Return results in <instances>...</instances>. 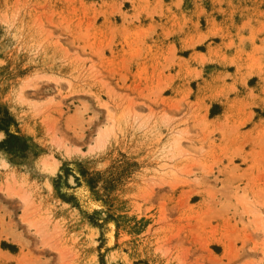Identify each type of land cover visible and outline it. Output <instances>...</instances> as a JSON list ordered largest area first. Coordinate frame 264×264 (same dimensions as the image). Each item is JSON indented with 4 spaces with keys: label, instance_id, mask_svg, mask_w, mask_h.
Returning <instances> with one entry per match:
<instances>
[{
    "label": "rangeland",
    "instance_id": "1",
    "mask_svg": "<svg viewBox=\"0 0 264 264\" xmlns=\"http://www.w3.org/2000/svg\"><path fill=\"white\" fill-rule=\"evenodd\" d=\"M119 1L0 0V264H264V0Z\"/></svg>",
    "mask_w": 264,
    "mask_h": 264
},
{
    "label": "bare ground",
    "instance_id": "2",
    "mask_svg": "<svg viewBox=\"0 0 264 264\" xmlns=\"http://www.w3.org/2000/svg\"><path fill=\"white\" fill-rule=\"evenodd\" d=\"M112 1H114V0H112ZM29 79H30V77H25L22 80V83L20 84V86L18 87V89H16V91L14 93L16 100H20V98H22V94H23L22 90H23V88L25 86H27V84H28L27 82L30 81ZM27 80H29V81H27ZM7 97H9V96H7ZM106 108H107V111H108V107L107 106H106ZM109 118H110V116H109ZM109 131H110V127H108V126H105V127L103 126L101 129H99L98 132H97L95 141L92 144V147L91 148L92 149L93 148L94 149H101V148H103V146H104V144H105V142L107 140V137L109 135ZM182 134H183V132L181 130H179L176 133H174L173 137L170 140H168V143L166 145L167 152L172 153L175 150V148L180 144V138L183 137ZM0 136H1V133H0ZM64 154L66 156H69L70 155V149H67L66 148L65 151H64ZM59 163L60 162H59L58 159L54 158L51 155H47V156H43L39 160V167H40L41 170L47 172L48 174L53 175L58 170ZM0 166L2 168H7L8 167V162L4 158H0ZM6 177H10V184H6L5 185V189L9 193L13 194L14 196H16L19 199V201L21 202V204H23V206H22V207H24L23 210L25 208L27 209L28 204L30 203V193H28L25 190V186L23 185L22 180L17 181L16 176H15V173L13 171H10L9 173H7ZM6 179L7 178H5V181L4 182L7 181ZM47 185H48V188L50 189L51 188V184L48 183ZM22 219L23 220H26V217L24 216V217H22ZM27 222H28L29 225L33 226L35 228V230H37L39 228V226H40V223H37V222H34V221H28L27 220ZM217 242L219 243V241H217ZM93 260H94V264H99V262H97V260H96V256L93 257Z\"/></svg>",
    "mask_w": 264,
    "mask_h": 264
},
{
    "label": "trees",
    "instance_id": "3",
    "mask_svg": "<svg viewBox=\"0 0 264 264\" xmlns=\"http://www.w3.org/2000/svg\"><path fill=\"white\" fill-rule=\"evenodd\" d=\"M10 119V118H9ZM3 119L0 120V123H3ZM2 125V124H1ZM0 125V129H4L2 126ZM4 125V124H3ZM12 135L11 134H8V138H10Z\"/></svg>",
    "mask_w": 264,
    "mask_h": 264
},
{
    "label": "crops",
    "instance_id": "4",
    "mask_svg": "<svg viewBox=\"0 0 264 264\" xmlns=\"http://www.w3.org/2000/svg\"><path fill=\"white\" fill-rule=\"evenodd\" d=\"M1 133V132H0Z\"/></svg>",
    "mask_w": 264,
    "mask_h": 264
}]
</instances>
